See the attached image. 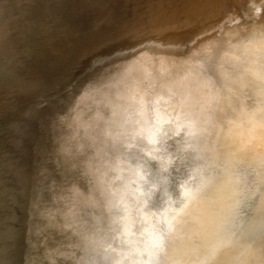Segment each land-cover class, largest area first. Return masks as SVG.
Masks as SVG:
<instances>
[{
    "label": "bare ground",
    "instance_id": "1",
    "mask_svg": "<svg viewBox=\"0 0 264 264\" xmlns=\"http://www.w3.org/2000/svg\"><path fill=\"white\" fill-rule=\"evenodd\" d=\"M125 228L264 264V0H0V264Z\"/></svg>",
    "mask_w": 264,
    "mask_h": 264
},
{
    "label": "clouds",
    "instance_id": "2",
    "mask_svg": "<svg viewBox=\"0 0 264 264\" xmlns=\"http://www.w3.org/2000/svg\"><path fill=\"white\" fill-rule=\"evenodd\" d=\"M115 75L139 79L147 77L150 72L126 67ZM155 128L163 134L159 122ZM147 139L155 143L154 135ZM171 231L165 228L161 233L154 234L150 229H143L137 234L125 228L115 236L84 235L81 242L73 246L75 250L61 255L73 260V264H179L170 255ZM193 264L198 262L194 261Z\"/></svg>",
    "mask_w": 264,
    "mask_h": 264
}]
</instances>
